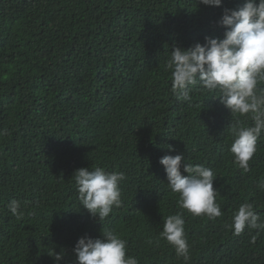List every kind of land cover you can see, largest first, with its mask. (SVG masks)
Returning <instances> with one entry per match:
<instances>
[{"label":"trees","instance_id":"trees-1","mask_svg":"<svg viewBox=\"0 0 264 264\" xmlns=\"http://www.w3.org/2000/svg\"><path fill=\"white\" fill-rule=\"evenodd\" d=\"M0 264H264V0H0Z\"/></svg>","mask_w":264,"mask_h":264},{"label":"clouds","instance_id":"clouds-1","mask_svg":"<svg viewBox=\"0 0 264 264\" xmlns=\"http://www.w3.org/2000/svg\"><path fill=\"white\" fill-rule=\"evenodd\" d=\"M182 94L183 93H180L179 95H182ZM161 153H159L158 156H157V158H156L157 166H159V164L162 162V159L160 158ZM162 178H163L165 184L166 185H169L167 183L166 176L165 175H162ZM88 237H89L90 240H88L87 242H85V240L88 239ZM92 239H94V238L92 236H90V235H85V236L78 235V237L77 236H74V237L69 238V240L67 239L66 241L69 244H72L71 252H83L84 246L87 243H89ZM50 252L53 254L55 260L58 261L56 263H59L60 261H62V259H66L67 256L69 255L68 248H67V250L65 252H59L58 251V246L56 248H54L53 250H51ZM68 259H71V257H69Z\"/></svg>","mask_w":264,"mask_h":264}]
</instances>
